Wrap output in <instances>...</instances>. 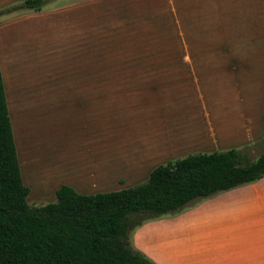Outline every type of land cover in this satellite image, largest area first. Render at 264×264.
Listing matches in <instances>:
<instances>
[{
  "label": "rangeland",
  "instance_id": "rangeland-1",
  "mask_svg": "<svg viewBox=\"0 0 264 264\" xmlns=\"http://www.w3.org/2000/svg\"><path fill=\"white\" fill-rule=\"evenodd\" d=\"M22 1L0 0V71L15 129L16 120L24 128L29 154L21 157L18 135L16 151L29 205L55 200L51 191L64 167H73L79 182L89 181L107 159L138 156L135 139L144 142L150 133L159 145L172 127L207 124L197 96L211 97L206 87L215 79L235 80L242 109L248 94L257 95L260 135L226 147L179 128L174 133L184 146L149 166L229 148L250 161L263 150L264 92L254 93L252 79L243 76L256 59L264 66V0H45L39 10L6 11ZM236 110L210 119L217 128L231 127ZM140 178L133 185L147 175ZM90 183L77 191L89 192ZM110 183L111 190L129 187L127 180ZM139 226L128 232L133 245Z\"/></svg>",
  "mask_w": 264,
  "mask_h": 264
},
{
  "label": "trees",
  "instance_id": "trees-1",
  "mask_svg": "<svg viewBox=\"0 0 264 264\" xmlns=\"http://www.w3.org/2000/svg\"><path fill=\"white\" fill-rule=\"evenodd\" d=\"M45 2L23 0L6 11ZM262 176L264 148L250 161L229 148L168 160L142 183L117 190L82 194L61 184L54 201L29 205L0 71V264H156L134 247L129 230Z\"/></svg>",
  "mask_w": 264,
  "mask_h": 264
},
{
  "label": "crops",
  "instance_id": "crops-1",
  "mask_svg": "<svg viewBox=\"0 0 264 264\" xmlns=\"http://www.w3.org/2000/svg\"><path fill=\"white\" fill-rule=\"evenodd\" d=\"M2 35L4 33L0 31V38ZM253 62L243 79H252L250 84L257 89L254 90L255 88L252 87L254 93L264 92V79L259 77L263 73L264 66L259 64L260 59ZM203 81L204 84L207 83L205 79ZM233 81L235 80L215 79V85H211L212 89L207 90L205 86L207 93L211 94V97L210 95L206 97L209 99L210 107L207 105L206 98L204 99L201 93L198 94L197 99L201 101V115L207 120L204 122H208L207 124L197 122L196 124L191 123L192 127L189 128L188 124L178 125L177 128L172 127L171 135L161 140L159 145L155 142L158 138L150 140L156 137L150 133L144 142L142 139H135L131 147L135 148L138 156H118L107 159L101 163L103 166L98 168L97 173L90 172L92 179L89 181L79 182L73 167H64L61 170L62 175H59L60 179L54 182L56 184L51 192L55 193L61 184L69 185L76 191L84 190L83 185L88 182H91L90 190L82 194L110 191L112 189L110 188L111 178L127 180L126 185L131 186L137 179H141L143 174L148 177L149 172L158 164L156 161L149 166L150 161H154L159 156L167 157L168 152L184 146L179 141L182 136L176 137L174 133L176 129H183V127H187V131H193L192 134H198L199 141H210L213 145L221 141V145L229 147L228 145H231L227 142L229 140L241 146L252 142L261 132L259 126L262 116L261 107L256 111L254 104L257 95L248 94L246 109H242L241 104L238 103V100L241 102L240 97L238 99L240 92L234 86L237 83L233 84ZM227 83L228 85L231 83L230 88L226 85ZM3 86L6 97L4 82ZM6 104L14 143L16 144L18 135L22 144L21 157L26 158L29 153L27 144L22 139L25 138L24 128L16 120L15 129V120L10 113L7 97ZM235 110L234 115L237 117L228 123L232 124L231 127L217 128V123L213 125L211 116L218 118L226 114L227 117L231 116ZM197 117L195 115L194 118ZM134 127L130 128L135 129ZM226 130L228 132H225ZM167 131L169 134L168 129L164 133L166 134ZM15 147L17 150V144ZM204 147L207 146H197V148ZM160 149H163L162 152ZM17 157L20 163L18 153ZM30 182L32 181L29 179L28 183ZM122 185L124 183L120 184V187ZM133 240L134 246L156 264H264V176L200 200L184 213L173 218L143 223L136 228Z\"/></svg>",
  "mask_w": 264,
  "mask_h": 264
}]
</instances>
